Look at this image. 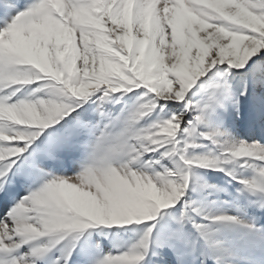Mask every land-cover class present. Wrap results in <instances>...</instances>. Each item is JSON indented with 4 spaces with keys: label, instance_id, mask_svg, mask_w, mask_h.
I'll return each mask as SVG.
<instances>
[{
    "label": "snow or ice",
    "instance_id": "1",
    "mask_svg": "<svg viewBox=\"0 0 264 264\" xmlns=\"http://www.w3.org/2000/svg\"><path fill=\"white\" fill-rule=\"evenodd\" d=\"M0 24V193L7 194L17 175L43 180L42 157L53 158L57 149L94 137L84 142L89 162L78 174L47 179L0 219V264H41L54 250L60 255L51 264H69L75 244L63 245L76 241L74 234L94 225L157 221L162 210L186 196L193 166L242 161L241 167L259 169V176L239 182L264 193V144L259 141L220 143V132L199 133L222 151L190 158L187 150L199 145L186 141L178 147L183 113L137 127L169 102L184 103L198 78L214 66L249 68L251 58L264 50V0H38L31 5L0 0ZM35 81L42 82L35 91L46 89L48 99L13 101L21 86ZM215 87L229 93L223 85ZM136 93L133 109L117 127L123 113L114 116L104 103L117 94ZM246 94L245 86L239 96ZM89 101L100 102L99 120L90 105L85 107ZM219 103L213 92L184 129L189 137H196L197 125ZM234 103L238 110L239 97ZM154 153L160 158L151 159ZM164 159L173 160L174 171L163 166ZM188 213L185 204L180 227L159 241L173 247L176 264H184V254L172 241L182 238L184 224L192 222L209 239L208 227ZM204 219L240 222L229 215ZM155 227L151 223L128 250L109 253L95 264H145ZM25 246L27 251H20ZM204 256L200 264H206Z\"/></svg>",
    "mask_w": 264,
    "mask_h": 264
},
{
    "label": "rangeland",
    "instance_id": "2",
    "mask_svg": "<svg viewBox=\"0 0 264 264\" xmlns=\"http://www.w3.org/2000/svg\"><path fill=\"white\" fill-rule=\"evenodd\" d=\"M36 2L38 0H24L26 5ZM0 27L3 25L0 24ZM252 61L255 63L253 64ZM249 65V68L244 69H235L228 64L214 66L198 78L187 92L184 103L169 102L163 111L157 109L149 117L140 121L137 127H148L159 120L167 119L173 113H183L184 124L177 136L180 141L178 147L183 148L186 141L199 145L187 150L190 158L216 156L222 151L219 143L213 144L199 133L220 132L223 134L219 138L220 143L243 140L248 143L259 141L264 144V50H260L257 56L252 57ZM217 84L227 87L229 93L224 95L222 89L215 87ZM41 86V81L21 86L13 97V101L25 98L48 99L49 92L46 89L35 91ZM245 86L247 94L239 96ZM213 92L216 93L220 103L215 104L203 122L197 125L196 137H189L184 129L191 127L190 122H194L195 116L199 114ZM137 95L138 93L124 96L117 94L115 99L104 103L103 109L111 111L114 116L123 113V118L117 127L123 126L124 118L133 109ZM236 97H239L238 110L234 103ZM92 99L95 100L94 95ZM117 99L119 103L116 102ZM99 104V101L96 103L89 101V104L85 105L86 108L90 105V114L96 120L100 119ZM93 141L92 136L81 137L79 145L59 148L55 151L53 158L42 157L40 163L47 175L41 181L28 180L20 175L14 176L6 186L7 194L0 193V219H4L5 213L21 197L27 195L30 189L35 190L54 176H72L73 163H78L83 168L89 162L90 153V148L83 146L84 142L90 144ZM44 142L40 141L41 144ZM159 158V153L151 156L153 160ZM241 163L242 161L239 160H221L215 168L193 166L186 196L176 206L162 210L157 221L151 222L156 227L151 234L150 250L145 264H176L177 257L173 247L160 246L159 241L169 236L170 230L180 227L177 220L185 204L189 206L188 214L193 220L208 227L209 239L205 240L193 227L192 222L184 224L182 238L172 241L184 254V264H200V261L205 258L204 254L208 257L206 264H264V207L261 206L264 203V193H261L259 189L249 190L239 182L242 179L251 181L258 178L259 169L241 167ZM162 164L173 171L176 168V164L171 159L162 160ZM154 167L157 171H163L160 165ZM191 209H199L200 214ZM217 215L235 216L240 222L221 224L204 219L205 216ZM151 223L94 225L74 234L77 240L66 241L63 245L67 248L71 247L72 243L75 244V251L69 264H95L109 253L117 255L126 251L143 236ZM20 251H27V246ZM58 255L60 251L54 250L41 264H51ZM231 259H237L239 263Z\"/></svg>",
    "mask_w": 264,
    "mask_h": 264
},
{
    "label": "bare ground",
    "instance_id": "3",
    "mask_svg": "<svg viewBox=\"0 0 264 264\" xmlns=\"http://www.w3.org/2000/svg\"><path fill=\"white\" fill-rule=\"evenodd\" d=\"M72 167V166H71ZM71 167H69V168H71ZM83 168L81 167V165L80 164H78V163H73V170H74V172H73V174H78L81 170H82ZM232 260V259H231ZM232 261H234L235 263H239V261L237 260V259H233Z\"/></svg>",
    "mask_w": 264,
    "mask_h": 264
}]
</instances>
